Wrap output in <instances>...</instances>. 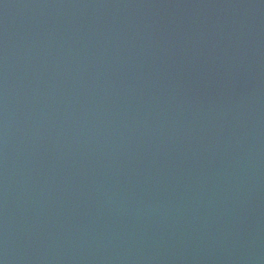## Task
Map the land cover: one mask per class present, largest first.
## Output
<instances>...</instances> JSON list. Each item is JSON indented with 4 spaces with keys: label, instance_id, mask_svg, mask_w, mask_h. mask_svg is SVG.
Returning <instances> with one entry per match:
<instances>
[{
    "label": "water",
    "instance_id": "water-1",
    "mask_svg": "<svg viewBox=\"0 0 264 264\" xmlns=\"http://www.w3.org/2000/svg\"><path fill=\"white\" fill-rule=\"evenodd\" d=\"M0 264H264V0H0Z\"/></svg>",
    "mask_w": 264,
    "mask_h": 264
}]
</instances>
